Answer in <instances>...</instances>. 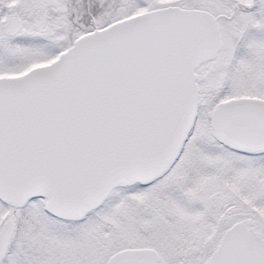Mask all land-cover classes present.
<instances>
[{"label":"snow or ice","instance_id":"1","mask_svg":"<svg viewBox=\"0 0 264 264\" xmlns=\"http://www.w3.org/2000/svg\"><path fill=\"white\" fill-rule=\"evenodd\" d=\"M0 264H264V0H0Z\"/></svg>","mask_w":264,"mask_h":264}]
</instances>
